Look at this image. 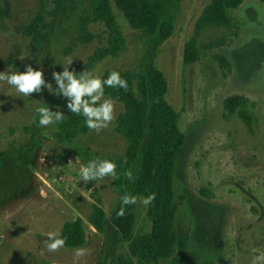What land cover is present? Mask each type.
<instances>
[{"label": "rangeland", "instance_id": "1", "mask_svg": "<svg viewBox=\"0 0 264 264\" xmlns=\"http://www.w3.org/2000/svg\"><path fill=\"white\" fill-rule=\"evenodd\" d=\"M63 2L66 12L53 21L58 0H1L6 16L0 20V72H23L26 65L42 68L53 87L25 96L0 81V264H119L120 258L124 264H138L126 243L112 246L108 236L118 201L113 177L84 182L79 176L93 159L115 162L124 156L127 142L115 132L122 104L113 100L115 118L107 128L90 129L69 145L54 139L57 122L39 125L38 107L65 112L67 98L59 94L52 73L75 70L76 63H84L105 44L100 22L89 24L94 38L83 41L85 0ZM209 2L179 0L173 33L158 48L154 62L166 78V100L184 135L173 177L174 225L188 234L192 263L254 264V256L264 253V3L243 0L229 11L231 27L195 34V23ZM112 9L125 49L117 58L96 64L92 71L101 76L107 70L138 71L144 52L141 33ZM38 13L51 24L41 41L28 32ZM193 37L198 58L185 64L184 44ZM235 96L244 99L253 132L239 118V108L230 112L225 107ZM104 99L111 98L104 94ZM204 189L209 196L201 193ZM93 205L105 212L103 234L89 223ZM146 208L138 200L134 234L149 231ZM77 217L83 221L85 245L49 252L47 234H60L64 222ZM77 249H86V254L77 257Z\"/></svg>", "mask_w": 264, "mask_h": 264}, {"label": "trees", "instance_id": "2", "mask_svg": "<svg viewBox=\"0 0 264 264\" xmlns=\"http://www.w3.org/2000/svg\"><path fill=\"white\" fill-rule=\"evenodd\" d=\"M42 1V0H40ZM264 3V0H260ZM86 6L80 15V28L83 41L90 42L94 37L88 32L91 22L105 26V44L97 47L84 63H76L75 71L93 70L97 63L110 57L117 58L125 49V39L115 19L112 6L121 12L130 26L138 30L143 38L144 52L139 70L134 73L120 72L127 81V89L105 86L104 94L123 106L116 118L115 132L127 142L124 156L115 161L117 178H113V192L118 201L109 218L108 236L111 245L127 244L128 254L138 264H155L168 260L170 264H195L188 257V234L182 228H175L177 205L174 201L173 177L176 161L184 143V135L173 118V109L166 100L167 81L155 66L158 48L168 40L175 27V11L179 0H85ZM243 0H210L195 23V34L207 28L232 26L229 11L236 9ZM43 6V2H42ZM66 12L63 0L51 14L53 21ZM6 11L0 0V20ZM42 13H38L29 25L28 32L34 33L41 41L47 39L45 28H50ZM198 58L196 38L184 44L183 62L191 64ZM224 67L228 63L218 57ZM113 70H107L106 79ZM230 112L239 108L238 116L249 132H253V118L247 112L241 97H232L224 102ZM90 129L85 117L65 108L64 118L57 122L54 139L60 145H69L79 136L86 135ZM131 170L132 179L124 172ZM155 193V199L146 208L149 231L133 233L136 204L122 205L125 194L147 197ZM204 196L210 192L201 190ZM124 215L117 216L120 208ZM105 212L99 205H93L89 217L90 225L100 234L106 232ZM66 238L64 247L77 248L86 243L83 221L80 217L66 221L59 234ZM119 264H124L120 258ZM126 264H130L126 263Z\"/></svg>", "mask_w": 264, "mask_h": 264}, {"label": "clouds", "instance_id": "3", "mask_svg": "<svg viewBox=\"0 0 264 264\" xmlns=\"http://www.w3.org/2000/svg\"><path fill=\"white\" fill-rule=\"evenodd\" d=\"M23 59V58H21ZM69 58L68 65L72 64ZM55 84L58 86L59 94L67 98V110L77 115L85 117V124L88 129L100 132L109 126L114 117V101L104 99L105 86L110 88L127 89V81L122 78L118 71H111L107 78H102L93 71H81L79 74L69 67L63 68L62 72L52 73ZM0 81H6L14 86L16 91L28 96L32 93H39L43 88L52 89V84L47 83L43 78V69H34L30 65L25 66L23 72L5 73L0 72ZM36 112L39 114V125L47 127L53 123L59 122L64 118L62 111H51L49 107H38ZM117 165L108 159H93L86 166L81 167L79 176L84 182L103 179L106 176L117 178ZM127 179H132L131 170L124 172ZM155 199V193L147 197L139 198L125 194L121 197L122 205L136 204L139 200L145 206L152 203ZM124 208L121 207L117 216H123ZM48 239L45 241L49 252H57L64 247L66 238L59 235V232H49ZM86 249H77L76 256L80 257L86 254ZM254 264H264V253L254 256Z\"/></svg>", "mask_w": 264, "mask_h": 264}]
</instances>
